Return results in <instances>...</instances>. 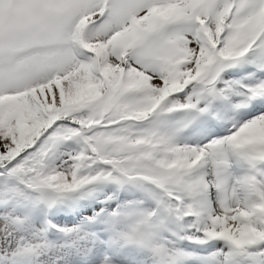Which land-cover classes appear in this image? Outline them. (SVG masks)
Returning <instances> with one entry per match:
<instances>
[{
	"label": "snow or ice",
	"instance_id": "obj_1",
	"mask_svg": "<svg viewBox=\"0 0 264 264\" xmlns=\"http://www.w3.org/2000/svg\"><path fill=\"white\" fill-rule=\"evenodd\" d=\"M0 264H264V0H0Z\"/></svg>",
	"mask_w": 264,
	"mask_h": 264
}]
</instances>
